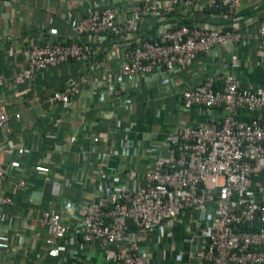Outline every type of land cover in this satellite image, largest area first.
<instances>
[{
  "label": "crops",
  "instance_id": "obj_1",
  "mask_svg": "<svg viewBox=\"0 0 264 264\" xmlns=\"http://www.w3.org/2000/svg\"><path fill=\"white\" fill-rule=\"evenodd\" d=\"M139 1L0 0V73L6 77L0 86V111L10 117L0 129V163L8 171L3 191L13 198L6 207V221L0 222V264H104L108 249L71 235L54 251L43 241L45 229L37 233L33 226L38 227L44 211H52L74 227L81 221L85 202L99 188L131 187L159 157H168L167 139L177 128L218 119L217 109L183 108L178 96L182 90L217 73L233 74L243 88L264 86V49L249 37L240 43L228 40L224 48L199 54L186 68L140 75L125 83L127 90L120 97L113 92L120 85L125 43L116 38L108 39L106 50L96 51L92 58L47 68L24 85L11 82L25 68L29 46L71 39L72 26L93 9L113 7L123 19ZM204 1L178 10L167 21L224 22L222 11L199 8ZM235 16L240 23L252 19L236 33L255 34L264 18V0H245ZM148 23L142 25L144 36L157 35L163 25ZM69 78L78 81L76 99L68 106L48 105V94L61 89ZM94 83L96 93L88 94ZM19 180L25 185L16 189ZM203 216L199 209L187 211L173 229L168 227L173 234L166 243L154 248L151 240L150 264H174L181 252L184 258L189 256L188 246L180 241L181 231L188 223L198 227Z\"/></svg>",
  "mask_w": 264,
  "mask_h": 264
},
{
  "label": "built area",
  "instance_id": "obj_2",
  "mask_svg": "<svg viewBox=\"0 0 264 264\" xmlns=\"http://www.w3.org/2000/svg\"><path fill=\"white\" fill-rule=\"evenodd\" d=\"M195 1L142 0L123 19L113 7L93 9L72 26L71 39L29 46L25 68L12 76L11 82L24 85L47 68L92 58L96 51L106 50L110 38L125 43L120 85L113 92L116 97L126 92L125 83L138 76L186 68L199 54L224 48L228 40L240 43L249 37L264 49V18L255 34L236 33L243 24L252 23L251 18L240 23L235 16L245 0H205L200 9L223 12L224 22L216 25L187 18L177 23L167 21L178 10L190 9ZM144 22L150 27L151 23L163 25L157 35L144 36ZM5 82L0 73V86ZM214 83L220 86L215 88ZM96 84L88 94L96 93ZM77 85L74 78L67 79L61 89L48 94L47 104L68 106L78 95ZM178 96L185 109H217L218 119L177 128L167 139L168 157H159L131 187L116 184L99 188L85 202L81 221L74 227L65 224L59 213L44 211L33 230L45 229L47 247L58 251L59 242L75 235L85 243L108 249L104 264H150V241L155 240L154 248L166 243L182 214L199 209L204 212L199 226L188 223L180 234L190 257L187 254L184 258L181 252L174 264H264V86L243 88L233 74L217 73ZM9 119L0 111V129ZM7 174L0 163L3 223L6 207L13 204L12 196L3 191ZM24 185V180H19L15 188Z\"/></svg>",
  "mask_w": 264,
  "mask_h": 264
},
{
  "label": "trees",
  "instance_id": "obj_3",
  "mask_svg": "<svg viewBox=\"0 0 264 264\" xmlns=\"http://www.w3.org/2000/svg\"><path fill=\"white\" fill-rule=\"evenodd\" d=\"M245 14V13H244ZM247 15V14H246ZM215 88H218L220 86V83H214L213 85Z\"/></svg>",
  "mask_w": 264,
  "mask_h": 264
}]
</instances>
